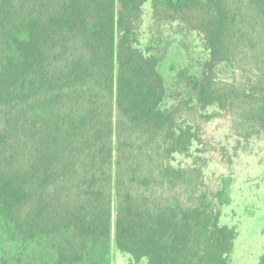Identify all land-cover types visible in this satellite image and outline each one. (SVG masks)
<instances>
[{
	"label": "trees",
	"instance_id": "obj_1",
	"mask_svg": "<svg viewBox=\"0 0 264 264\" xmlns=\"http://www.w3.org/2000/svg\"><path fill=\"white\" fill-rule=\"evenodd\" d=\"M146 1L0 0V215L24 240L72 232L57 264L111 238L143 264H230L236 231L205 202L202 167L169 164L195 134L160 107L157 59L134 32ZM150 1L202 34L210 67L240 72L208 75L199 105L264 135V0ZM173 178L183 203L162 195Z\"/></svg>",
	"mask_w": 264,
	"mask_h": 264
},
{
	"label": "rangeland",
	"instance_id": "obj_2",
	"mask_svg": "<svg viewBox=\"0 0 264 264\" xmlns=\"http://www.w3.org/2000/svg\"><path fill=\"white\" fill-rule=\"evenodd\" d=\"M138 47L157 59L166 94L160 107L171 110L177 126H190L195 137L186 152H175L169 164L202 167L205 202L220 209V222L236 231L230 264H258L264 253V135L243 138L231 126V115L217 106L197 102L200 83L213 75L238 80L240 72L228 62L212 67L203 36L180 20L153 16L151 1L143 4L135 22ZM212 114V115H209ZM178 178L162 191L172 203H183ZM223 202V203H220ZM73 238L72 232L43 235L31 240L16 236L0 215V264H57V249ZM82 264H143L116 248L113 238L89 240Z\"/></svg>",
	"mask_w": 264,
	"mask_h": 264
}]
</instances>
